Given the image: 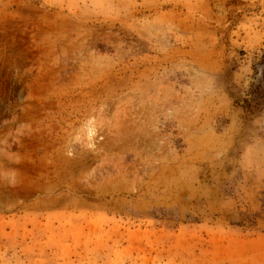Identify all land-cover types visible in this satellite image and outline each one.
<instances>
[{"label": "rangeland", "instance_id": "obj_1", "mask_svg": "<svg viewBox=\"0 0 264 264\" xmlns=\"http://www.w3.org/2000/svg\"><path fill=\"white\" fill-rule=\"evenodd\" d=\"M0 264H264V0H0Z\"/></svg>", "mask_w": 264, "mask_h": 264}]
</instances>
